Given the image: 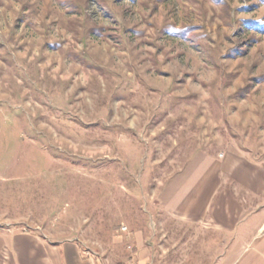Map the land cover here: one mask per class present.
Returning <instances> with one entry per match:
<instances>
[{
  "label": "rangeland",
  "instance_id": "1",
  "mask_svg": "<svg viewBox=\"0 0 264 264\" xmlns=\"http://www.w3.org/2000/svg\"><path fill=\"white\" fill-rule=\"evenodd\" d=\"M236 149L264 161V0H0L3 239L206 261L212 238L160 233L161 195Z\"/></svg>",
  "mask_w": 264,
  "mask_h": 264
},
{
  "label": "crops",
  "instance_id": "2",
  "mask_svg": "<svg viewBox=\"0 0 264 264\" xmlns=\"http://www.w3.org/2000/svg\"><path fill=\"white\" fill-rule=\"evenodd\" d=\"M217 155H205L199 166L161 195L158 223L167 221L160 223V233L166 238L181 233L187 243L200 242L199 252L212 238L214 255L198 264H264V161L237 149ZM173 221L179 224L171 225ZM7 239L0 237V264H98L84 256L75 239L51 243L18 231ZM178 247L162 250L176 254ZM186 247L185 243L181 248ZM137 248L138 264H146L141 246ZM198 251L191 254L199 259Z\"/></svg>",
  "mask_w": 264,
  "mask_h": 264
},
{
  "label": "built area",
  "instance_id": "3",
  "mask_svg": "<svg viewBox=\"0 0 264 264\" xmlns=\"http://www.w3.org/2000/svg\"><path fill=\"white\" fill-rule=\"evenodd\" d=\"M121 230H122V232H126L127 231V228L126 227H123Z\"/></svg>",
  "mask_w": 264,
  "mask_h": 264
}]
</instances>
